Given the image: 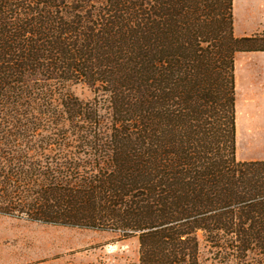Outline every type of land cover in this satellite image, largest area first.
I'll use <instances>...</instances> for the list:
<instances>
[{
	"label": "trees",
	"instance_id": "obj_1",
	"mask_svg": "<svg viewBox=\"0 0 264 264\" xmlns=\"http://www.w3.org/2000/svg\"><path fill=\"white\" fill-rule=\"evenodd\" d=\"M245 50L264 30L235 36L232 0H0V214L136 235L139 264H196L200 236L264 264V161L235 158Z\"/></svg>",
	"mask_w": 264,
	"mask_h": 264
},
{
	"label": "rangeland",
	"instance_id": "obj_2",
	"mask_svg": "<svg viewBox=\"0 0 264 264\" xmlns=\"http://www.w3.org/2000/svg\"><path fill=\"white\" fill-rule=\"evenodd\" d=\"M233 60L235 158L264 161V87H259L264 83V50L239 51ZM254 64L261 65L263 78L258 86H246V73L256 68ZM68 88L83 101L93 97L85 83ZM0 264H139V243L136 235L122 238L109 229L55 225L0 214ZM196 264H222L201 236Z\"/></svg>",
	"mask_w": 264,
	"mask_h": 264
},
{
	"label": "crops",
	"instance_id": "obj_3",
	"mask_svg": "<svg viewBox=\"0 0 264 264\" xmlns=\"http://www.w3.org/2000/svg\"><path fill=\"white\" fill-rule=\"evenodd\" d=\"M233 31L237 37L264 30V0H232Z\"/></svg>",
	"mask_w": 264,
	"mask_h": 264
},
{
	"label": "bare ground",
	"instance_id": "obj_4",
	"mask_svg": "<svg viewBox=\"0 0 264 264\" xmlns=\"http://www.w3.org/2000/svg\"><path fill=\"white\" fill-rule=\"evenodd\" d=\"M255 67L256 68H252V70H250L249 72L246 73V76H245L246 79L244 80V83L246 86L248 84H252V86L255 87V86H258L260 84L259 82H260V79L262 76H261V72L259 71V69H261L262 67H261V65H258V64H256ZM261 82H262V80H261ZM261 86L264 87L263 82L261 83V85H259V87H261ZM236 87H239V85H238V71L237 70H236Z\"/></svg>",
	"mask_w": 264,
	"mask_h": 264
}]
</instances>
